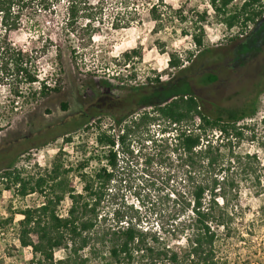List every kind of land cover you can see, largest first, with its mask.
I'll return each instance as SVG.
<instances>
[{
    "label": "rangeland",
    "instance_id": "374dc122",
    "mask_svg": "<svg viewBox=\"0 0 264 264\" xmlns=\"http://www.w3.org/2000/svg\"><path fill=\"white\" fill-rule=\"evenodd\" d=\"M49 1L46 8L40 0H0V52L6 43L27 51L34 59L38 81L57 89L36 106L33 94L38 92L39 83L28 85L20 77L10 80L0 75V169L9 167L34 181L58 159L64 169H71L68 186L84 194L79 175H92L106 165L104 149L95 144L94 130L82 127L73 131L66 136L70 138L67 144L58 138L37 146L46 141L42 138L46 128L92 105L103 108L109 99L127 98L135 89L151 85L155 78L163 82L185 78L187 86L183 83L180 89L201 97L209 109L217 105L241 110L255 100L254 116L238 123L243 137L235 151L256 155L264 183V126L260 124L264 115V74L260 70L264 66V18L245 28L236 25L228 29L221 22L222 16H215L211 10L209 0ZM69 1L79 12L72 28L66 29ZM241 3L233 2L230 13ZM153 5L160 15L155 22L148 14ZM8 7L19 10L20 24L15 30H4L1 23V9ZM124 21L131 23L119 28ZM88 22L90 26L85 27ZM200 33L202 45L197 47L192 36ZM172 56L181 66H169ZM231 57L240 65L225 68V59ZM210 72L219 74V80L205 82ZM99 119L103 128L111 124L107 115ZM158 132L155 125L147 134L141 130L126 140L130 152L117 156L114 176L102 190L96 211L105 219L106 228L132 222L160 245L177 247L183 253L186 243L172 217V194L181 187L182 176L176 169L170 172L158 165L146 141L148 136L157 137ZM231 172L235 180L242 179L238 169ZM7 185L0 179V264H29L31 249L22 247L18 240L20 213L40 206L44 194L21 197ZM227 199L226 227L218 230L215 258L220 264H264V221L260 213L264 194H255L240 181L227 193ZM69 205L65 197L55 205V213L66 216ZM107 251L104 244H91L73 259L77 264H111ZM65 255V250L56 251L54 258Z\"/></svg>",
    "mask_w": 264,
    "mask_h": 264
},
{
    "label": "trees",
    "instance_id": "16d2710c",
    "mask_svg": "<svg viewBox=\"0 0 264 264\" xmlns=\"http://www.w3.org/2000/svg\"><path fill=\"white\" fill-rule=\"evenodd\" d=\"M40 1L46 8L50 6L48 2L51 1ZM235 1L209 0L211 10L215 16H222L221 22L226 28L236 25L245 28L264 18V0H242L230 13ZM85 6L83 9H87ZM66 9L65 28L69 29L75 24L79 9L73 1L68 2ZM1 14L4 30H15L20 24L19 10L2 8ZM148 14L152 21L159 20L155 5ZM130 23L124 21L119 28H126ZM90 24L88 22L84 26ZM192 38L195 46L202 45L201 33ZM0 55L2 79L20 77L28 85L39 83L38 92L33 94L34 105L57 91L55 85L50 87L49 83L38 81L34 59L27 51L6 43L1 47ZM168 64L178 68L182 63L172 56ZM205 77L207 83L215 82L217 78L215 75ZM150 82L151 85L135 89L127 98L109 99L103 108L98 104L92 105L67 117L62 123L46 128L42 138L47 139L37 146L58 138L67 144L70 138L66 136L73 131L82 127L94 130L95 144L104 149L106 165L92 175H79L84 194L75 193L74 186H68L67 177L71 169H64L58 159L52 163L51 169L34 181L33 178L26 180L20 177L9 167L0 169V179L9 183L8 189L10 186L15 188L19 196L35 192L44 194L45 201L40 206L20 213L18 240L22 247L31 249L33 257L29 264H77L74 255L91 244L106 245L111 264H220L215 258L214 243L218 230L226 227L227 193L243 181L255 194H264L256 155L235 151L243 137L238 123L254 116L255 100L241 110L220 109L217 105L209 109L201 97L180 89L183 83L187 86L185 78L167 82L155 78ZM14 96L19 97V93L15 91ZM62 108L67 106L62 104ZM101 115L111 118V124L106 128L99 119ZM260 124L264 126V115ZM155 125L159 129L157 137L148 136L146 141L153 148L158 165L170 172L176 169L182 176L179 178L181 187L172 194V217L177 223V233L186 243L183 253L177 247L160 245L156 238L137 229L132 222L106 228L105 219L99 218L96 211L104 195L102 190L114 176L117 156L130 152L126 148V140L141 130L147 134ZM236 169L242 176L240 181L232 177L231 170ZM65 197L70 200V205L66 216H59L55 213V205ZM260 213L264 221V204ZM60 250H65L66 255L55 259V252Z\"/></svg>",
    "mask_w": 264,
    "mask_h": 264
},
{
    "label": "flooded vegetation",
    "instance_id": "af4514ba",
    "mask_svg": "<svg viewBox=\"0 0 264 264\" xmlns=\"http://www.w3.org/2000/svg\"><path fill=\"white\" fill-rule=\"evenodd\" d=\"M229 62H231V63H229ZM240 65V63H238L237 62V59H235V58H230V59H225V68H229V69H231L230 67H232V65ZM264 67H261L260 68V70H261V72H263V74H264V69H263ZM208 75H215L217 78H216V80L215 81H218L219 79V77L217 76V75H219V74H217V73H213V72H210Z\"/></svg>",
    "mask_w": 264,
    "mask_h": 264
}]
</instances>
